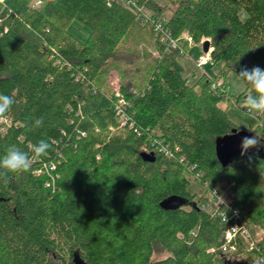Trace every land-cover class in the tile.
I'll use <instances>...</instances> for the list:
<instances>
[{"label":"trees","instance_id":"16d2710c","mask_svg":"<svg viewBox=\"0 0 264 264\" xmlns=\"http://www.w3.org/2000/svg\"><path fill=\"white\" fill-rule=\"evenodd\" d=\"M133 1L170 39H208L216 76L190 85L184 50L152 25L159 55H144L141 84L122 68L121 102L107 76L123 51L140 58L122 41L150 20L120 0H0V93L14 100L0 121V157L13 145L29 156L39 141L50 145L28 171L0 181V264H264L256 262L264 256V147L226 167L216 155L219 139L252 131L260 116L247 112L248 126H236L220 106L225 94L212 89L243 66L264 68V0ZM74 19L89 27L86 43L69 32ZM189 171L233 181L231 202L262 237L252 232V245L240 240L224 252L225 226L190 192ZM156 247L166 254L153 260Z\"/></svg>","mask_w":264,"mask_h":264},{"label":"rangeland","instance_id":"374dc122","mask_svg":"<svg viewBox=\"0 0 264 264\" xmlns=\"http://www.w3.org/2000/svg\"><path fill=\"white\" fill-rule=\"evenodd\" d=\"M160 4H165L166 0H157ZM138 7V6H137ZM172 6H170L171 8ZM142 9V8H141ZM142 9L143 13H140V16H145L150 13H145V10ZM170 15V10L162 13V16L168 17ZM241 17L245 19L247 14L243 11ZM140 18V17H139ZM147 25L144 29L143 25L133 26L128 31V34L122 41V50H132V52L140 54V58L132 59L129 54H125L123 51L124 59L128 63L126 65L125 61H120L116 68L112 69L108 76L105 88L111 89V91H118L121 87L123 77L121 70L124 67H128L127 78L131 79L136 85L141 84L146 77V67H149L150 60L149 56L157 57L159 54L157 50L153 48V43L156 40V30L152 28V25H155L151 22H147ZM69 32L80 42L86 43L90 36V29L87 25L81 22L78 19H74L68 28ZM160 32V31H159ZM157 34V33H156ZM166 33H159V36L165 35ZM158 35V34H157ZM160 36V39L162 38ZM188 39L192 41L191 36L188 32H184L180 37L177 38L182 53L179 55V61L183 67V74L185 77L190 79L189 84H194L198 78L205 74L208 79L214 78L219 70L218 66L212 67L211 63L199 67L197 65V60L201 55H204L203 52V43L208 39H203L200 43L191 44L188 43ZM162 41V40H161ZM187 44V47L186 46ZM194 43V44H193ZM212 49V48H211ZM150 52L148 57L144 55L146 52ZM140 68L138 69L137 67ZM147 67V68H148ZM213 84L221 85L227 90V93H224L222 102L220 106L227 109V115L229 119L236 125L241 127H247V118L248 110L243 107L245 98L250 94V91L246 92L247 84L245 81L241 80L238 74L230 72L225 76H221L217 81H214ZM212 84V85H213ZM252 117H259V123L253 128L252 131L242 129L240 133L251 137L256 135L264 128V114L253 113L250 114ZM122 125V124H121ZM111 130H114L112 127ZM253 150V149H251ZM190 179L189 190L191 193H196L197 198L202 197V202L200 203L201 207L206 206L208 212H213L217 207V204L220 200L225 202H230L232 200V185L234 182H229L224 176H217L216 178L203 179L197 173H191L190 171L186 173ZM209 186H215L218 190V198H213L210 193ZM204 209V208H203ZM205 210V209H204ZM252 232L255 235L256 240H259L263 232L256 231L251 227ZM166 252L162 251L160 248L156 247L155 253L152 256L153 260L160 259L165 256Z\"/></svg>","mask_w":264,"mask_h":264},{"label":"clouds","instance_id":"9594fccd","mask_svg":"<svg viewBox=\"0 0 264 264\" xmlns=\"http://www.w3.org/2000/svg\"><path fill=\"white\" fill-rule=\"evenodd\" d=\"M48 2L55 3L57 0H37L40 6H46ZM238 76L241 80L246 81L253 89L255 94H249L243 103V107L248 110L249 114H264V68L254 66L248 68L241 67ZM14 100L11 96L0 93V121L7 119V113L11 110ZM43 120L37 119L36 126L42 125ZM264 147V139L256 135L244 137L241 140L242 154L247 153L249 149ZM50 148L47 141L41 140L32 147V156L28 152L22 151L16 146H10L6 153L0 157V181L7 184L9 182V174L23 173L31 168L32 161L38 157L45 155Z\"/></svg>","mask_w":264,"mask_h":264},{"label":"built area","instance_id":"2783aa9c","mask_svg":"<svg viewBox=\"0 0 264 264\" xmlns=\"http://www.w3.org/2000/svg\"><path fill=\"white\" fill-rule=\"evenodd\" d=\"M113 0H108V3L110 4ZM127 4L128 6L133 7L137 12L143 13L142 9L137 7V4L133 0H120ZM143 17V16H142ZM142 20L144 21H152L155 24L156 29L159 31H162V25L154 20H151L148 15H145ZM162 41L166 42L168 41L170 46L172 48L179 47V43L175 41L174 39H170L166 34L161 36ZM168 39V40H167ZM188 43H192L191 39H188ZM211 63L212 60L210 57V53H204V55H201L197 60V65L199 67H202L203 65H207ZM212 89L216 90L218 89L222 93H227V90L223 88L221 85H212ZM117 97L120 98V101L123 102L121 94L119 91L116 93ZM119 114H121V111H118ZM122 124H125V121H123ZM53 179V177H52ZM53 181V180H52ZM50 183L47 184L49 186ZM210 193L213 196V198H218V190L215 186H209ZM203 208L206 210V206L204 205ZM217 217L220 219L221 223L225 226L224 229V242L222 246V250L224 252H236L238 242L240 240H246L249 241L252 245L254 242L252 240V231L250 226L247 223V216L246 214L236 205H234L231 201L225 202L220 200L217 204V207L214 209L213 212ZM256 262L258 263H264V256L257 257Z\"/></svg>","mask_w":264,"mask_h":264},{"label":"water","instance_id":"95a60500","mask_svg":"<svg viewBox=\"0 0 264 264\" xmlns=\"http://www.w3.org/2000/svg\"><path fill=\"white\" fill-rule=\"evenodd\" d=\"M211 43L209 40H206L203 43V52L211 53ZM246 137L242 133H238L236 129L233 130V133L223 138L219 139L216 143V155L219 162L224 166H228L232 160L242 152L241 149V140ZM250 150V149H249ZM248 150V151H249ZM146 159L149 161H154L155 156L153 154H148Z\"/></svg>","mask_w":264,"mask_h":264}]
</instances>
